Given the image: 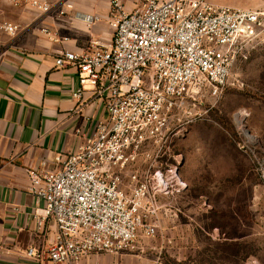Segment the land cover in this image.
<instances>
[{"label":"built area","instance_id":"obj_1","mask_svg":"<svg viewBox=\"0 0 264 264\" xmlns=\"http://www.w3.org/2000/svg\"><path fill=\"white\" fill-rule=\"evenodd\" d=\"M0 1L51 9L40 0ZM109 3L111 44L64 50L55 62L57 68L77 69L80 87L74 97L81 100L93 91L103 101L105 118L57 168L47 169L43 161L42 168L25 169L27 190L44 202L43 214L35 211L34 217H41L40 227L50 221L54 231L51 242L26 250L38 264H82L94 255L134 253L140 236L158 234L160 197L170 192L169 181L162 169L136 167L168 135L187 101L206 88L215 95L225 88L237 59L264 34L259 10L208 0H140L126 12L123 0ZM0 29L16 36L20 26L0 22ZM42 33L61 40L48 28Z\"/></svg>","mask_w":264,"mask_h":264},{"label":"rangeland","instance_id":"obj_2","mask_svg":"<svg viewBox=\"0 0 264 264\" xmlns=\"http://www.w3.org/2000/svg\"><path fill=\"white\" fill-rule=\"evenodd\" d=\"M136 168L164 170L170 192L160 197L158 234L140 236L122 261L264 264V34L222 91L184 104Z\"/></svg>","mask_w":264,"mask_h":264},{"label":"crops","instance_id":"obj_3","mask_svg":"<svg viewBox=\"0 0 264 264\" xmlns=\"http://www.w3.org/2000/svg\"><path fill=\"white\" fill-rule=\"evenodd\" d=\"M40 1L51 5L49 12L0 1V22L20 26L16 36L0 29V264H38L26 257V250L54 237L50 221L40 227L41 217H34L35 211L43 214L44 202L27 190L25 169L42 168L43 161L47 169L57 168L60 159L92 137L106 116L103 101L93 91L81 100L74 97L80 87L77 69L57 68L55 62L64 50L79 53L93 42L111 44L109 0ZM208 1L264 11V0ZM139 2L123 0L124 10L133 11ZM88 16L98 20L88 23ZM43 28L61 40H48ZM124 255H94L82 264H126Z\"/></svg>","mask_w":264,"mask_h":264},{"label":"bare ground","instance_id":"obj_4","mask_svg":"<svg viewBox=\"0 0 264 264\" xmlns=\"http://www.w3.org/2000/svg\"><path fill=\"white\" fill-rule=\"evenodd\" d=\"M241 116V115H240ZM238 119H240V118H238Z\"/></svg>","mask_w":264,"mask_h":264}]
</instances>
